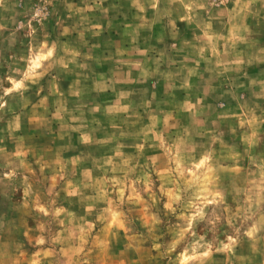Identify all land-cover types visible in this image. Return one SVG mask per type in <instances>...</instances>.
I'll list each match as a JSON object with an SVG mask.
<instances>
[{
  "label": "rangeland",
  "instance_id": "374dc122",
  "mask_svg": "<svg viewBox=\"0 0 264 264\" xmlns=\"http://www.w3.org/2000/svg\"><path fill=\"white\" fill-rule=\"evenodd\" d=\"M0 264H264V0H0Z\"/></svg>",
  "mask_w": 264,
  "mask_h": 264
}]
</instances>
